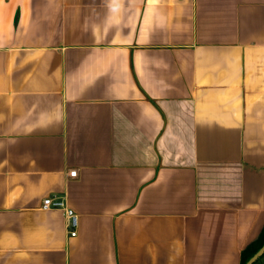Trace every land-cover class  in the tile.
Wrapping results in <instances>:
<instances>
[{
	"label": "crops",
	"instance_id": "crops-1",
	"mask_svg": "<svg viewBox=\"0 0 264 264\" xmlns=\"http://www.w3.org/2000/svg\"><path fill=\"white\" fill-rule=\"evenodd\" d=\"M263 227L264 0H0V264H240Z\"/></svg>",
	"mask_w": 264,
	"mask_h": 264
},
{
	"label": "built area",
	"instance_id": "built-area-1",
	"mask_svg": "<svg viewBox=\"0 0 264 264\" xmlns=\"http://www.w3.org/2000/svg\"><path fill=\"white\" fill-rule=\"evenodd\" d=\"M72 176L77 175V171L74 170L71 172ZM43 208H59L65 211V215L67 218V225L71 231L72 236L77 235V228L79 225V217L78 214L69 206H67L66 201L60 196H48L44 199Z\"/></svg>",
	"mask_w": 264,
	"mask_h": 264
},
{
	"label": "trees",
	"instance_id": "trees-1",
	"mask_svg": "<svg viewBox=\"0 0 264 264\" xmlns=\"http://www.w3.org/2000/svg\"><path fill=\"white\" fill-rule=\"evenodd\" d=\"M264 244V227L260 235L249 243L241 252L240 264H246V262L263 246ZM264 258H260L255 264L261 261Z\"/></svg>",
	"mask_w": 264,
	"mask_h": 264
},
{
	"label": "water",
	"instance_id": "water-1",
	"mask_svg": "<svg viewBox=\"0 0 264 264\" xmlns=\"http://www.w3.org/2000/svg\"><path fill=\"white\" fill-rule=\"evenodd\" d=\"M264 256V244L263 246L246 262V264H255L260 258Z\"/></svg>",
	"mask_w": 264,
	"mask_h": 264
},
{
	"label": "rangeland",
	"instance_id": "rangeland-1",
	"mask_svg": "<svg viewBox=\"0 0 264 264\" xmlns=\"http://www.w3.org/2000/svg\"><path fill=\"white\" fill-rule=\"evenodd\" d=\"M257 264H264V258L261 261H259Z\"/></svg>",
	"mask_w": 264,
	"mask_h": 264
}]
</instances>
